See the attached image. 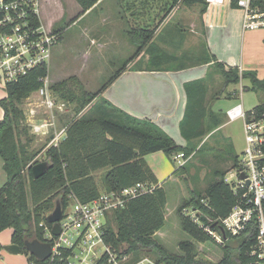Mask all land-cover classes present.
<instances>
[{
	"label": "trees",
	"instance_id": "16d2710c",
	"mask_svg": "<svg viewBox=\"0 0 264 264\" xmlns=\"http://www.w3.org/2000/svg\"><path fill=\"white\" fill-rule=\"evenodd\" d=\"M76 1L85 12L99 0ZM180 1L186 4L203 2L171 0V6L162 19ZM231 5L235 7L234 2ZM250 5L256 11L264 12V0H251ZM30 20L31 23L38 25L35 16L30 17ZM159 23L152 28H131L128 37L140 49L150 42ZM152 53L150 52V57L153 60L157 56H152ZM214 65L219 70L224 86L236 84L247 78L251 86L243 87L244 91L264 94V78H258L255 71H240L238 67H226L224 63L215 61V58ZM121 68L95 92L85 90L74 76L50 83L51 92L56 93L63 101L73 104V115L61 126L66 127L65 137L57 146L50 145L46 150L47 159L52 163L51 167L36 179L31 173L30 164L34 154L25 149L29 142L28 128L23 123L25 117L20 105L42 85L41 79L47 75L48 69L44 64L38 65L17 80L4 85L6 95L0 98V107L3 110V117L0 120V157L6 182L0 186V231L8 227L12 229L11 243L18 244L21 253L27 254L32 264H68L70 249H61L59 255L40 261L29 254L23 247V242L26 239L31 240V237L47 241L44 234L46 229L51 228V224L47 221L46 214L53 208L56 200H60L65 210L70 194L80 202H88L98 197L102 191L97 188L92 177L93 172L106 170L103 177L104 192H119L137 182L157 184V179L144 160L145 155L162 151L173 157L177 153H183L187 162L203 148L194 143L203 140L208 134L211 135L224 120L221 111H214L211 108V102L217 99L223 90L208 96L204 78L185 82L183 87L186 105L179 122V130L186 144L178 145L151 120L134 117L100 95L119 74ZM87 105L90 106L82 113ZM245 115L247 121L264 119V102L246 111ZM228 146L230 149L226 156L232 167L239 169L241 166L239 157L232 145ZM186 162L174 170L180 172L179 180L184 179L188 192L185 191L186 195L178 207V214L181 229L191 240L179 242L180 253L168 251L154 237L155 232L165 223L167 199L162 186L156 187L150 193L138 195L127 201L123 207L106 214V222L109 215L114 214L115 229L104 227L105 243L119 256L128 255L133 251L153 252L157 257L155 262L162 264L254 263L256 255L250 254L256 242L254 222L235 235L221 229L223 227L221 220L241 201L245 187H238L235 192L233 190L235 185L225 179V171L217 168L213 171L214 180L201 192L190 184V179L184 172ZM25 169L28 176L27 186L23 177ZM188 207L195 211L193 216L182 212ZM41 221H45L48 228L43 230L41 225L38 226ZM206 227L219 234L221 242H217ZM125 243L128 249L120 254V247ZM195 243L216 245L221 250L220 258L212 261L199 257ZM104 261L105 256L96 264H104Z\"/></svg>",
	"mask_w": 264,
	"mask_h": 264
},
{
	"label": "rangeland",
	"instance_id": "374dc122",
	"mask_svg": "<svg viewBox=\"0 0 264 264\" xmlns=\"http://www.w3.org/2000/svg\"><path fill=\"white\" fill-rule=\"evenodd\" d=\"M43 1L44 0H41V2ZM61 1L65 7V12L56 23V26H58L61 31L57 30L60 33L59 41L53 44L50 50V61L48 63L47 73L49 83L52 84L74 76L78 79L83 88L89 92H95L100 89L101 86L123 66L121 62H116L117 59L112 56L107 58L108 60H102V58L98 56V38L101 35L105 36L103 33L105 29L110 30L108 35L111 37L114 34V29L124 30L126 27L136 26L152 28L161 21L165 12L171 6V0H103L92 12L83 18L81 16L84 12L76 0ZM186 5L187 4L184 3L180 6L183 11H185L184 6ZM198 5L199 4L196 6ZM49 6L50 8L45 9L43 12V19L47 27L58 17L62 9L61 3L58 2V0H52ZM176 19V17H172L167 25L171 27L175 24L176 26ZM85 26H89V29L87 30ZM176 27H178L179 33L175 39V46L179 48L177 49L179 54H177V56L164 54L160 50H157V41H155L153 42L155 45V54H159V56L153 59L149 63V66L177 67L207 58L208 54L203 48V38L198 41L189 39L190 46L185 47L186 38L190 36V28L186 25V22ZM260 29L264 31V28ZM105 37V40L111 43L110 45H113L112 38L108 39L107 34ZM260 70V73L264 74V69ZM243 83L249 84V81L244 80ZM230 89H235L231 97L223 95L214 100V108L224 114L223 122L211 135L208 134L203 140L194 143L198 145V147L201 146L203 148L201 151L196 152L195 156H191L184 165V172H186V175L189 177L190 184L201 192H203L206 186L214 180L213 171L217 168L225 171L226 181L234 185L237 184L238 177L236 174L238 173V169L232 167V163L228 160L226 154H228L230 149L228 145H232L231 147L238 155L239 161L242 159V150L245 148V134L242 119L237 118L230 120L227 116V111L232 108V105L239 102L242 103L243 110L247 111L254 105L264 101L263 93L244 91L241 89L240 83L230 85ZM218 90L219 89H215L213 94L216 92L218 93ZM4 92V85L0 81V98L4 95ZM52 95L57 102L63 101L56 93L52 92ZM63 102H65V106L62 111L55 108L51 113L43 104V98L35 91L20 105L25 117L23 123L28 128L29 142L28 144L26 143L25 149L27 152L34 154L33 159L30 161L31 165L47 160L46 150L50 146V135L55 130L60 129V127L69 120L68 118H71L73 115V104L67 101ZM89 106L90 105H87L82 113H84ZM44 121L52 122V126L49 127L48 131L44 134L33 133L32 125ZM163 155L168 159L164 170L165 173H168L162 178L167 198V208L164 212L166 220L163 227L159 230V233L154 237L168 251L179 254V242L191 240L181 229L178 214V207L181 205L183 198L188 192L184 179L182 178L179 180L180 172H174V169L178 166L177 163L172 160V156ZM105 172L106 170L104 169L92 173L98 190L102 192L105 190L103 181ZM23 175L26 181L25 186H27L28 176L26 174V169ZM70 206L71 203L68 208ZM182 212L190 216H193L195 213L190 207L184 209ZM208 220L210 221L209 218ZM40 225L43 227V230L44 228H48L45 221H41L38 226ZM105 226L115 229L113 213L109 215ZM9 229L10 227L0 231V239L3 242L9 240ZM33 238L31 237L30 239ZM7 244H3L2 246ZM195 245L198 256L203 259L217 261L221 256V250L216 245L211 243H195ZM2 255L4 257L0 258V264H15L16 257H24L25 264L30 262L28 255L25 253L13 255L5 252V254ZM142 258H148L152 262H155L157 259L156 254L153 252L133 251L127 255L126 263H134Z\"/></svg>",
	"mask_w": 264,
	"mask_h": 264
},
{
	"label": "crops",
	"instance_id": "0c3cea01",
	"mask_svg": "<svg viewBox=\"0 0 264 264\" xmlns=\"http://www.w3.org/2000/svg\"><path fill=\"white\" fill-rule=\"evenodd\" d=\"M102 1L99 0L93 7L86 10L81 17L84 18V16L92 12ZM51 2L52 0L40 2L39 22L46 31H57L60 29L56 26V23L63 16L65 7L63 2L58 0L61 3V12H59L58 17L53 20L51 25L47 27L43 19V12L45 9L50 8L49 5ZM183 4L180 1L169 10L167 15L155 28L149 42L151 44L148 43L140 49L128 37L129 30L137 26L126 27L124 30L114 29V34L111 37L108 35L110 30L105 29L103 33L105 36L107 34L108 39L112 38L113 45H110L111 43L105 40L106 37L104 35L98 38V56L102 60L112 56L117 59L116 62L123 64L119 74L102 90L101 96L134 117L151 120L181 146L186 144L179 130V122L183 117L186 105L183 84L190 80L204 78L208 96L212 95L215 89L223 90L218 98L223 95L231 97L235 92V89H230V85L233 83L227 84L226 86L223 85V79L219 70L214 65V58L215 61L224 63L226 67H238L240 71H255L258 78H264V74L260 73V69H264V31L260 28L242 30L241 9L233 7L227 1L221 4H207L203 0L201 3L195 2L187 4L184 6L185 11H183L180 7ZM197 4L199 5L196 6ZM172 17L177 18V25L186 22V25L190 28V36L186 38L185 47L190 46L189 39L198 41L203 38V48L208 56L204 60L183 66H149L152 60L150 57L152 49V56H159V54H155V45L153 43L155 41H157V50H160L164 54L169 56H177L179 54L177 50L179 48L175 46V39L179 33L178 27L175 24L171 27L167 25ZM85 27L87 30L89 29V26ZM244 80H248L249 84H244ZM238 83H240L242 90L245 86H251L250 80L247 78L241 79ZM5 95L4 92L2 97ZM214 104L215 101L213 100L211 102L212 110L218 111L214 108ZM238 104L243 108L241 102L232 105V107ZM2 117L3 110L0 107V120ZM162 153V151H157L147 154L144 156V160L157 179V185L162 186L164 189L162 178L168 173L164 172L168 159ZM5 182L6 174L3 170V162L0 157V186ZM166 208L167 204L165 205ZM9 230V240L3 242L0 239L1 246L11 243L12 229L10 228ZM158 233L159 230L155 232V235ZM4 246L0 249V258H3L4 256L2 254L7 252L6 250L4 251ZM20 254L21 252L13 255ZM23 258L16 257L15 264H25V258ZM27 264L32 263L29 262Z\"/></svg>",
	"mask_w": 264,
	"mask_h": 264
},
{
	"label": "built area",
	"instance_id": "2783aa9c",
	"mask_svg": "<svg viewBox=\"0 0 264 264\" xmlns=\"http://www.w3.org/2000/svg\"><path fill=\"white\" fill-rule=\"evenodd\" d=\"M207 4L234 2L241 9L242 30L264 27V12H258L250 5L251 0H204ZM41 0H0V81L5 85L25 75L38 65H46L50 61V50L59 39V33L46 31L39 22ZM38 19V25L31 23L30 17ZM48 73V72H47ZM42 85L36 93L43 98L46 109L62 111L65 102H57L49 89L48 74L42 79ZM240 104L230 108L227 116L230 120L241 118L245 134V148L242 151L239 173L245 178L237 179L234 191L245 187L241 201L234 205L221 222L223 229L232 235L243 231L247 225L254 222L255 247L250 251L256 255L252 264H264V120H246V115ZM52 122L44 121L32 125L33 133H46ZM66 127L55 130L49 138V144L57 146L65 137ZM172 159L178 166L186 162L183 153L173 155ZM248 181V185H246ZM159 185L148 182H137L123 188L119 192H100L98 197L80 202L73 194L69 195L68 205L63 210L59 220L60 233L52 235L50 229L45 230V242L51 244L52 259L59 255L60 250L70 249L68 264H96L105 256L104 264H162L142 258L134 263H126L127 255L119 256L110 245L104 241L106 214L123 207L130 199L152 192ZM71 206L68 208L69 204ZM217 241L221 242L219 234L205 228Z\"/></svg>",
	"mask_w": 264,
	"mask_h": 264
},
{
	"label": "water",
	"instance_id": "95a60500",
	"mask_svg": "<svg viewBox=\"0 0 264 264\" xmlns=\"http://www.w3.org/2000/svg\"><path fill=\"white\" fill-rule=\"evenodd\" d=\"M52 163L49 159L37 162L31 166V173L36 179L43 175L50 167ZM245 178L243 172L239 173L238 179L242 180ZM248 185V181H246ZM63 208L60 200H56L53 208L47 212L46 219L51 224L50 232L52 235H58L60 233L59 220L62 218ZM224 231L223 228H221ZM23 247L33 255L38 260H46L51 255V244L45 241H39L37 239L24 240ZM128 249V245L125 243L121 245L119 253L123 254ZM4 250L12 254H19L21 252V247L18 244L10 243L4 246Z\"/></svg>",
	"mask_w": 264,
	"mask_h": 264
}]
</instances>
